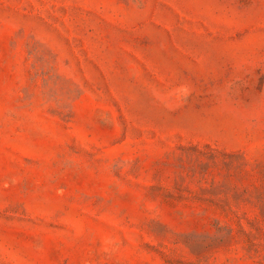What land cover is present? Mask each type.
Returning a JSON list of instances; mask_svg holds the SVG:
<instances>
[{
	"label": "rangeland",
	"instance_id": "374dc122",
	"mask_svg": "<svg viewBox=\"0 0 264 264\" xmlns=\"http://www.w3.org/2000/svg\"><path fill=\"white\" fill-rule=\"evenodd\" d=\"M0 264H264V0H0Z\"/></svg>",
	"mask_w": 264,
	"mask_h": 264
}]
</instances>
